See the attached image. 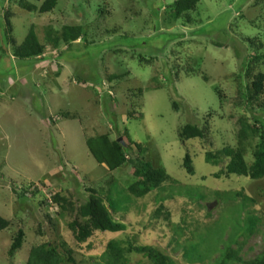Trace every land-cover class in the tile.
<instances>
[{
	"label": "rangeland",
	"instance_id": "obj_1",
	"mask_svg": "<svg viewBox=\"0 0 264 264\" xmlns=\"http://www.w3.org/2000/svg\"><path fill=\"white\" fill-rule=\"evenodd\" d=\"M174 1L58 0L51 12L38 14L18 7V0H0V216L10 221L0 231V264H25L30 247L39 242L64 241L78 264H105L109 240L156 247L175 264H241L225 255L236 252L247 261L264 250V178L230 174L216 179L213 174L227 159L217 165L205 162V152L235 147L239 117L252 122L259 113L234 105L237 89L249 83L246 56L253 45H264V0H200L191 13L194 24L168 23L165 12ZM9 5L11 35L21 43L34 25L45 44L43 58L25 62L12 57L4 25ZM101 7L109 14L94 29ZM81 24L88 34L84 41L52 46L50 40L63 26ZM141 56L153 58L146 63ZM259 70L264 72V66ZM112 74L121 77L110 81ZM216 89L223 95L221 104ZM205 121L211 142L179 140L184 124L201 127ZM124 129L141 144V153L133 147L135 156L163 168L173 183L138 198L128 191L135 181L131 163L109 171L94 160L85 139L109 132L126 144ZM256 142L247 148L248 163ZM186 152L194 165L192 176L181 167ZM90 188L115 203L119 211L113 219L126 228L94 232L77 244L67 228L71 215L59 213L50 199L60 193L83 203ZM161 206L170 224L156 216ZM40 224L44 235L36 238ZM19 228L22 247L8 257ZM185 238L188 254L202 261L185 258ZM126 257L129 264H152L139 254Z\"/></svg>",
	"mask_w": 264,
	"mask_h": 264
},
{
	"label": "trees",
	"instance_id": "obj_2",
	"mask_svg": "<svg viewBox=\"0 0 264 264\" xmlns=\"http://www.w3.org/2000/svg\"><path fill=\"white\" fill-rule=\"evenodd\" d=\"M33 3L27 0H18V7L21 9L38 14H45L51 12L57 4L58 0H32ZM200 0H175L169 7V11L165 12L168 23L184 20V23L194 24L192 12L196 9ZM38 3V4H37ZM258 4V3H257ZM108 10L103 7L98 9V18L92 24L93 28L102 27V21L99 18H104L108 15ZM230 12L228 13V16ZM14 13L11 11L10 5L4 14V20L8 32H6V39L9 41L11 47V55L20 61H29L32 59L43 58L45 51V44L41 43L37 37L34 25L28 29L26 36L21 43H17L15 38L11 35L12 23L11 18ZM105 19L103 20V22ZM109 30H105L108 33ZM204 32V30L202 31ZM87 29L84 25H67L62 27L60 35L52 38L50 43L53 47H57L62 41L63 44L71 46L73 42L79 40L84 41L87 36ZM175 36V35H174ZM252 44V39H247ZM264 45L258 43L251 47L252 55L246 56V62L243 63L244 77L249 83L244 87L237 89V97L235 107L238 103L241 106L249 107L251 111H257L255 116H252V122L248 121L246 117H239L237 132V139L235 147L226 146L214 153L205 152V162L217 165L221 159L226 158V164L218 172L213 174V177L218 179L222 175L229 176L235 174L238 176H245L249 179L264 178V72L259 70V67L264 66V51L260 49ZM238 55L242 57L245 55L235 47ZM149 63L153 57L148 59L139 57ZM194 72V71H193ZM119 74H112L108 76L110 81L119 79ZM137 89L136 91H139ZM219 104L223 102V95L219 89L215 90ZM172 107L177 110L176 103L172 102ZM67 113H64L66 116ZM115 122V120H114ZM112 127H117L112 123ZM209 122L205 121L200 127L192 123L184 124L178 131V138L181 142L191 139L209 140ZM124 136L127 138V143H120L118 137L112 138L109 132L90 136L85 139V145L89 154L94 158L98 164H104L109 171H114L127 162L132 164L133 176L135 181L128 186V191L135 197H143L149 192L161 189L166 182H174L170 176L161 167L152 166L151 163L145 162L144 158H138L134 154L133 147L142 152L141 144L133 142L127 130L124 129ZM119 136L121 134L118 132ZM257 138L252 150V161H246L247 148L251 141ZM181 167L186 174L194 175L195 169L188 152L182 158ZM89 195L85 202L77 203L71 199V195L63 196L60 193H55L51 196L50 202L57 206L58 212H68L71 215V221L68 222L67 228L70 231L74 241L77 244L87 242L94 232H122L126 226L119 220L113 219V214L117 212L115 203L107 200L98 191L89 189ZM110 191V190H109ZM200 194H198L199 197ZM202 198V197H200ZM119 211V209H118ZM164 214V215H162ZM156 216L164 217L165 221L170 224L169 213L161 207H158ZM45 222L50 228H56L55 221L49 213H44ZM252 223V222H251ZM10 225V221L0 216V231L6 229ZM180 231V229H177ZM44 235L42 224L38 225L35 231V237ZM188 238L182 244L183 255L189 261H202V258H197L195 254H188L191 249L187 246ZM24 241V231L19 228L13 234L10 247L7 251V256L12 257L22 247ZM178 243V242H177ZM194 251H196L194 249ZM127 253H135L142 255L148 259L152 264H175L173 259L163 251L150 245L128 244L126 247L121 245L117 240H109L106 245V251L103 255L105 264H129L126 257ZM225 258H231L240 262L241 264H264V250L255 258L247 261H242L237 256L236 252H230L225 255ZM25 264H78L73 258V251L64 241L59 244H51L50 242H39L30 247Z\"/></svg>",
	"mask_w": 264,
	"mask_h": 264
},
{
	"label": "water",
	"instance_id": "obj_3",
	"mask_svg": "<svg viewBox=\"0 0 264 264\" xmlns=\"http://www.w3.org/2000/svg\"><path fill=\"white\" fill-rule=\"evenodd\" d=\"M118 141H119L120 143H123V141H122V139H121V138H119V139H118Z\"/></svg>",
	"mask_w": 264,
	"mask_h": 264
},
{
	"label": "clouds",
	"instance_id": "obj_4",
	"mask_svg": "<svg viewBox=\"0 0 264 264\" xmlns=\"http://www.w3.org/2000/svg\"><path fill=\"white\" fill-rule=\"evenodd\" d=\"M124 143V142H123Z\"/></svg>",
	"mask_w": 264,
	"mask_h": 264
}]
</instances>
